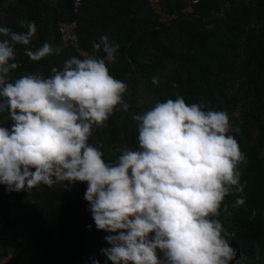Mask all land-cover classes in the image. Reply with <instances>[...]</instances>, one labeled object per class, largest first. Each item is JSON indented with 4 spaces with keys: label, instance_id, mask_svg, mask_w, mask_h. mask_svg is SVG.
<instances>
[{
    "label": "trees",
    "instance_id": "trees-1",
    "mask_svg": "<svg viewBox=\"0 0 264 264\" xmlns=\"http://www.w3.org/2000/svg\"><path fill=\"white\" fill-rule=\"evenodd\" d=\"M74 3L0 0L4 26L23 32L26 27L18 21L24 20L36 28L29 45H13L17 68L10 70L9 81L29 74L48 77L67 58L92 54V42L102 35L118 44L115 61L106 67L127 85L123 100L128 109L117 106L102 126H93L89 139L108 162H115L123 149L138 147L132 117L158 101L182 97L204 110L225 111L229 134L246 163L237 166L242 192L232 188L222 202L227 211L217 219L233 234L230 245L236 257L230 264H264V0H160L163 13L173 16L168 23L160 21L149 0ZM60 22L76 23L77 47L63 43ZM45 42L59 46L60 53L39 61L24 54L25 47L35 51ZM11 123L6 113L0 114V126ZM66 183L11 193L0 185L1 264H91V258L105 264L100 249L109 247L104 240L108 233L95 228L84 199L87 185ZM241 195L245 203L233 207Z\"/></svg>",
    "mask_w": 264,
    "mask_h": 264
},
{
    "label": "clouds",
    "instance_id": "clouds-1",
    "mask_svg": "<svg viewBox=\"0 0 264 264\" xmlns=\"http://www.w3.org/2000/svg\"><path fill=\"white\" fill-rule=\"evenodd\" d=\"M18 23L26 31L0 22V114L12 122L0 126V185L6 192L86 183L95 228L108 233L109 247L100 249L105 264H230L233 234L217 217L227 211L222 202L232 188L242 192L237 166L246 161L229 134L227 113L182 97L158 101L132 117L138 147L105 161L89 139L93 126H102L117 106L128 109L127 85L106 67L119 45L102 35L92 42V54L67 58L50 76L10 82L9 72L17 68L13 45H29L36 31L32 21ZM60 51L45 42L35 51L25 47L24 54L39 61ZM244 203L241 195L232 206ZM91 264L99 262L91 258Z\"/></svg>",
    "mask_w": 264,
    "mask_h": 264
},
{
    "label": "built area",
    "instance_id": "built-area-1",
    "mask_svg": "<svg viewBox=\"0 0 264 264\" xmlns=\"http://www.w3.org/2000/svg\"><path fill=\"white\" fill-rule=\"evenodd\" d=\"M81 1L82 0H75V3H74L75 7L80 6ZM193 2L197 3L198 0H193ZM149 4H150L151 9L154 11V13L160 16L161 22L168 23L173 19V16H167L163 13L161 6H160V0H149ZM75 30H76L75 22H71V23L60 22L58 24V31L60 33L61 40L66 46L68 45H72L74 47L78 46V41H77V37L75 34Z\"/></svg>",
    "mask_w": 264,
    "mask_h": 264
},
{
    "label": "rangeland",
    "instance_id": "rangeland-1",
    "mask_svg": "<svg viewBox=\"0 0 264 264\" xmlns=\"http://www.w3.org/2000/svg\"><path fill=\"white\" fill-rule=\"evenodd\" d=\"M15 232H18V235H19V237H21V239H25V238H24V235H23L22 233H20V231H15ZM19 233H20V234H19ZM9 257L12 258V257H13V254H10Z\"/></svg>",
    "mask_w": 264,
    "mask_h": 264
},
{
    "label": "water",
    "instance_id": "water-1",
    "mask_svg": "<svg viewBox=\"0 0 264 264\" xmlns=\"http://www.w3.org/2000/svg\"><path fill=\"white\" fill-rule=\"evenodd\" d=\"M150 28H154V27H150ZM143 32V31H142ZM142 32H140V33H138L137 35H136V37L135 38H137ZM136 92H137V90H136ZM133 98V97H132ZM100 146V145H99Z\"/></svg>",
    "mask_w": 264,
    "mask_h": 264
}]
</instances>
